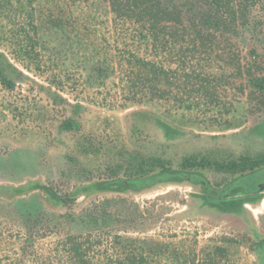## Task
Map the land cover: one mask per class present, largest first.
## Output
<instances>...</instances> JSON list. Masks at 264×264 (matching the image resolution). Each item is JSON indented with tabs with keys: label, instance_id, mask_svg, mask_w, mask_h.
Masks as SVG:
<instances>
[{
	"label": "rangeland",
	"instance_id": "374dc122",
	"mask_svg": "<svg viewBox=\"0 0 264 264\" xmlns=\"http://www.w3.org/2000/svg\"><path fill=\"white\" fill-rule=\"evenodd\" d=\"M2 6L0 52L12 75L22 76L11 89L0 82V264H59L55 248L62 234L80 229L62 215L118 196L149 211V219L136 225L149 230L134 235L177 238L197 248L227 237L233 264H264V197L222 208L207 203L202 186L188 180L134 188L122 178L99 176L130 148L172 163L191 153L221 159L264 152V109L248 101L241 78H217L212 103L123 105L119 78L128 53L115 39L104 0H12ZM253 12L264 20V8ZM262 28L254 35L264 55ZM27 33L36 44L29 54L16 49ZM241 47L246 66L251 46ZM258 67L264 73V59ZM57 83L66 91H55ZM89 141L100 142L97 155L79 153L78 144ZM199 172L212 186L231 180V186L264 194V166L239 177ZM103 244L110 246L105 239ZM97 249L102 253V246Z\"/></svg>",
	"mask_w": 264,
	"mask_h": 264
},
{
	"label": "trees",
	"instance_id": "16d2710c",
	"mask_svg": "<svg viewBox=\"0 0 264 264\" xmlns=\"http://www.w3.org/2000/svg\"><path fill=\"white\" fill-rule=\"evenodd\" d=\"M2 1L12 3V0H0V12ZM104 2L111 14L115 39L126 46L128 53L119 78L123 105L152 100L191 103L201 98L212 103L216 79L231 74L248 87V101L257 110L264 109V73L258 67L264 55L258 51L260 41L254 35L256 29L263 32L264 20L253 12L264 8V0ZM53 23L55 27L58 25L57 21ZM25 35V40L21 38L25 43L17 42L16 49L22 46L23 52L29 54L35 48V38L29 33ZM248 44L251 49L245 66L240 62V46ZM3 56L0 52V82L11 89L22 74L13 76L9 61ZM213 63L230 67L232 71L229 74L223 68L216 71ZM55 88L58 92L66 91L62 84H55ZM67 123L74 125L73 120ZM100 145V142H80L78 150L82 155H97ZM262 166L264 152L221 159L191 153L172 163L160 155L130 148L120 151L99 176L122 178L134 188L157 181L188 180L202 186L207 203L225 208L228 201L243 204L251 197L261 200L262 189L246 191L241 186H231V180L222 186H212L199 170L239 177ZM149 215L147 208L119 196L98 200L76 214L65 213L62 215L65 220L80 229L62 234L55 248L56 260L59 264H224V261L233 264L229 251L232 239L227 237L210 238V243L197 248L196 243L185 245L177 238L166 241L150 235H134L133 232L149 230L136 226L139 221L149 219ZM104 239L109 241V247L103 244ZM101 246L102 253H98Z\"/></svg>",
	"mask_w": 264,
	"mask_h": 264
}]
</instances>
